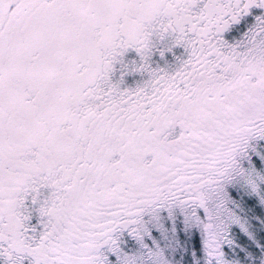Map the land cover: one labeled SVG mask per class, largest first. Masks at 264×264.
Instances as JSON below:
<instances>
[{
	"label": "snow or ice",
	"instance_id": "6c2138e0",
	"mask_svg": "<svg viewBox=\"0 0 264 264\" xmlns=\"http://www.w3.org/2000/svg\"><path fill=\"white\" fill-rule=\"evenodd\" d=\"M0 264H264V0H0Z\"/></svg>",
	"mask_w": 264,
	"mask_h": 264
},
{
	"label": "flooded vegetation",
	"instance_id": "af4514ba",
	"mask_svg": "<svg viewBox=\"0 0 264 264\" xmlns=\"http://www.w3.org/2000/svg\"><path fill=\"white\" fill-rule=\"evenodd\" d=\"M133 83H134L133 79H132V78H129V80H128V84L131 85V84H133Z\"/></svg>",
	"mask_w": 264,
	"mask_h": 264
}]
</instances>
